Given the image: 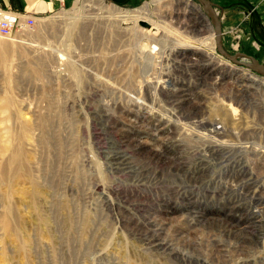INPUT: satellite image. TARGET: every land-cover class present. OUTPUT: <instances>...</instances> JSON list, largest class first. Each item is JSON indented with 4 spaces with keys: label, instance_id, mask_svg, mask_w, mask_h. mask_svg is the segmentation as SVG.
I'll return each mask as SVG.
<instances>
[{
    "label": "rangeland",
    "instance_id": "1",
    "mask_svg": "<svg viewBox=\"0 0 264 264\" xmlns=\"http://www.w3.org/2000/svg\"><path fill=\"white\" fill-rule=\"evenodd\" d=\"M102 1L185 38L204 11ZM210 1L228 53L264 64V0ZM36 17L0 36V264H264V77L223 56L238 81L218 105L176 58L156 69L178 89L148 77L139 34L96 0Z\"/></svg>",
    "mask_w": 264,
    "mask_h": 264
},
{
    "label": "bare ground",
    "instance_id": "2",
    "mask_svg": "<svg viewBox=\"0 0 264 264\" xmlns=\"http://www.w3.org/2000/svg\"><path fill=\"white\" fill-rule=\"evenodd\" d=\"M159 1L160 0H155V2H159ZM188 1L191 2L190 0ZM96 4L100 7H104L105 10L108 13H110V15H113L115 19V23H121V22L122 24L123 22L131 23L132 25L125 27L124 29H131L133 30V34L136 35V33H138L140 36H142L139 37V35H136V37L139 38L138 40H140L139 46L141 45L140 50H142L141 52L143 53L141 55L145 58V65H143L144 73L145 71H148L147 73L148 77L151 76V78H153V80L156 81L161 88L165 90L166 87L171 86L172 88L171 91L172 90L175 91V89H178L177 87H175V84L171 80V78H169L172 76H176L178 74L188 78H195L199 81L206 80L207 78H209L211 80L210 84L212 85L210 89L205 90V94H206L205 100L207 96L210 94L209 98H214V100L218 102V105L219 103L220 105H226V101H224L223 98H221L217 94L214 95V92L216 90L220 91V89L223 88V83H231L232 86L234 84L236 85V80L238 81V79L236 78L235 70H237V68L230 67L227 62H225L219 55L217 56V54L214 52L213 50V46L215 42L214 29L210 22V19L206 18V14L204 13V11L200 9L198 4L194 3V1L192 3L194 8H196L195 12H197L198 16L195 17L192 16L193 18L190 17L188 19L189 22L185 23L186 33L185 34L181 33L187 38L177 34L175 31L174 32L170 31L167 27L160 25L157 22L149 21L148 19H146V21L149 23V26L142 27L139 21L145 20L142 14H143V10L145 11L147 9L144 8L143 6H141L139 9L124 10L114 5H106L102 0H96ZM215 10L219 16V12L217 11L216 8ZM9 11L12 13H10ZM9 11H7L6 8L0 6V21L9 18V15H19L20 13L19 11H15L11 9ZM195 12L193 14H196ZM23 14H25L26 16L33 17L34 24L36 23L37 17L35 15L30 14L28 12H23ZM219 18L221 21L220 16ZM191 19H195V20H191ZM200 24L201 27L199 26ZM204 24H206L208 29L212 27L210 31L203 32V29H205ZM19 26H21V24L18 25V27ZM158 28L161 30L162 34L159 33V35H155L154 30ZM28 29L29 28L26 29V27L23 26L20 27V29L15 30L14 33L9 34L8 36H2L1 34L0 36L4 38H10L20 33L21 31H27ZM173 36L175 38H173ZM221 45H223V32H222ZM223 48L225 49L224 45ZM165 58L167 59L176 58L177 59L176 61L182 63V65H184V68L186 69L182 67L183 69L180 71L181 73L178 72V74L174 73L173 72L174 70L172 69H168L164 72L157 71L156 65L161 64V61L165 60ZM225 73H227V75L229 76L233 75L234 79L230 82H224L226 81L224 80ZM157 77L160 78L161 80L160 79L156 80ZM223 92L224 91H222V93ZM212 105L218 106L214 104ZM235 108H233L232 105L230 104L227 111L230 114L231 122H233V120H231L232 119L231 116L232 117L235 116L234 118H236L237 115V113L235 112L236 110ZM222 124L223 123L222 121L219 120V118L216 119L213 122V125L210 129H206L204 132H201L203 134L202 136L213 137V135H215L216 137L213 138L217 140L218 139L217 136H219V134L221 135V133L224 131V126Z\"/></svg>",
    "mask_w": 264,
    "mask_h": 264
},
{
    "label": "water",
    "instance_id": "3",
    "mask_svg": "<svg viewBox=\"0 0 264 264\" xmlns=\"http://www.w3.org/2000/svg\"><path fill=\"white\" fill-rule=\"evenodd\" d=\"M202 6L204 12L210 19L215 33V46L219 54L232 61L233 63L248 66L253 72H256L260 76L264 77V64L260 63L255 57L248 55L243 52L233 53L230 55L222 44V26L220 18L215 10L213 2L210 0H197ZM251 60L252 63L246 62L245 60Z\"/></svg>",
    "mask_w": 264,
    "mask_h": 264
},
{
    "label": "crops",
    "instance_id": "4",
    "mask_svg": "<svg viewBox=\"0 0 264 264\" xmlns=\"http://www.w3.org/2000/svg\"><path fill=\"white\" fill-rule=\"evenodd\" d=\"M66 1L68 0H0V6L6 9L28 12L35 16H40L50 14Z\"/></svg>",
    "mask_w": 264,
    "mask_h": 264
},
{
    "label": "built area",
    "instance_id": "5",
    "mask_svg": "<svg viewBox=\"0 0 264 264\" xmlns=\"http://www.w3.org/2000/svg\"><path fill=\"white\" fill-rule=\"evenodd\" d=\"M6 10L9 11L10 9ZM206 18H208L207 15ZM20 24L21 26L18 27V25ZM32 25H34L33 17L26 16L21 12L19 13V15H9V18L0 21V34L2 36H8L9 34L14 33L15 30L20 29V27L25 26L27 29L30 28V26L32 27ZM213 50L217 54V56L219 55L221 58H223V56L217 52L215 43L213 46Z\"/></svg>",
    "mask_w": 264,
    "mask_h": 264
}]
</instances>
